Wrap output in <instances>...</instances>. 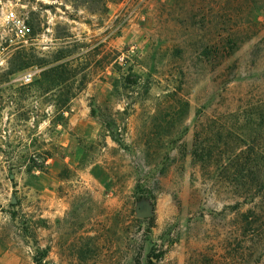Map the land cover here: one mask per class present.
<instances>
[{
  "label": "rangeland",
  "instance_id": "374dc122",
  "mask_svg": "<svg viewBox=\"0 0 264 264\" xmlns=\"http://www.w3.org/2000/svg\"><path fill=\"white\" fill-rule=\"evenodd\" d=\"M253 1L0 0V264H264Z\"/></svg>",
  "mask_w": 264,
  "mask_h": 264
},
{
  "label": "trees",
  "instance_id": "16d2710c",
  "mask_svg": "<svg viewBox=\"0 0 264 264\" xmlns=\"http://www.w3.org/2000/svg\"><path fill=\"white\" fill-rule=\"evenodd\" d=\"M263 3H264V0H260L259 4L256 1H253L251 3L252 4V8H251V10L249 12H251L253 10V8H254V10H253L254 12H260L261 11V8L263 6ZM262 11H264V9ZM221 131H222V126H221ZM218 134H219V136H221L222 132L221 133H218ZM239 141H240L239 138L234 137L230 141L231 142L230 144L231 145H235ZM262 146L264 147V142H263ZM200 151L202 152V150H200ZM193 156L196 157V153H194ZM222 156H219L218 155L217 157H218L219 160H222ZM199 157L200 156H198V158ZM236 157H235V161H236L235 162V167L236 168H239L240 169V167L242 165H245V164L248 165V166L255 164L256 167H257V171L255 173L252 171V169H250V170L247 171L248 176H246V177L244 176V178H243L244 181L240 185L241 190L239 192H237V193L240 196H246V197L251 196L252 194L250 193L251 192L250 191V185L254 184V185H256L258 187V193L257 194H258V196H260L259 198L261 200V203L264 204V157L258 158L257 161H251L248 158L241 159V158H239V156H236ZM201 160H204V158L201 159ZM210 160H212V159L210 158ZM228 163H230V160L229 159H228ZM259 169H260V172H259ZM242 171H243V168H242ZM239 198H241V197H239ZM254 199H255V197L252 198V200H254Z\"/></svg>",
  "mask_w": 264,
  "mask_h": 264
},
{
  "label": "built area",
  "instance_id": "2783aa9c",
  "mask_svg": "<svg viewBox=\"0 0 264 264\" xmlns=\"http://www.w3.org/2000/svg\"><path fill=\"white\" fill-rule=\"evenodd\" d=\"M5 20H6V25H9L11 27V31L13 32V35H14L13 38L16 39V41H13L12 39H10L9 41H4V43H3L4 47L11 46L14 43L15 44L26 43L27 38H28L29 33H30V29L25 24V22L23 20H21L20 18H18L12 12H9L5 15ZM3 44H0V46L2 48H4ZM2 63L3 62L1 61V58H0V66H2ZM34 76H35V72L29 71L20 77V81L23 84H28L29 82H31V80H32V78H34Z\"/></svg>",
  "mask_w": 264,
  "mask_h": 264
},
{
  "label": "water",
  "instance_id": "95a60500",
  "mask_svg": "<svg viewBox=\"0 0 264 264\" xmlns=\"http://www.w3.org/2000/svg\"><path fill=\"white\" fill-rule=\"evenodd\" d=\"M144 216H146V214H144Z\"/></svg>",
  "mask_w": 264,
  "mask_h": 264
}]
</instances>
